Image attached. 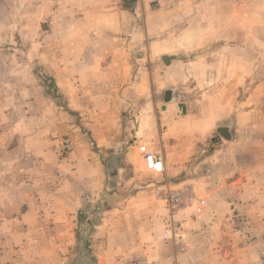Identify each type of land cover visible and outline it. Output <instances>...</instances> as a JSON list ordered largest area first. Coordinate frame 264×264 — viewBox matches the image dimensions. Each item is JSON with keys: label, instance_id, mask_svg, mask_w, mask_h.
<instances>
[{"label": "crops", "instance_id": "0c3cea01", "mask_svg": "<svg viewBox=\"0 0 264 264\" xmlns=\"http://www.w3.org/2000/svg\"><path fill=\"white\" fill-rule=\"evenodd\" d=\"M128 1H28L32 6L27 10L35 18L40 19L43 10L52 17L49 64L40 48L34 57L45 63L66 107L59 115L42 116L45 88L40 84L31 98L20 96V86L18 98H9L13 84H4L0 93V106L17 109L13 115L0 114V125H5L0 132V250L18 256L6 258L4 253L0 264H259L254 260L264 249V141L254 132L260 131L256 125L261 121L249 109L251 99L235 102L239 86L249 82L244 53L234 54L232 47L205 50L194 59L177 57L166 63L163 56L172 51L163 30L170 26V14L189 11L191 3L148 12L154 0ZM26 3L0 0L5 12L0 16L1 43L11 39V26L25 27L20 12ZM13 10L18 13L11 18ZM204 26L203 19L200 29ZM201 30L194 41L185 35V50L210 42ZM20 37L25 40L23 30ZM4 51L2 59L15 55ZM235 59L241 60L236 67ZM8 76L2 83H9ZM190 78L195 88L189 90ZM157 93L164 97L158 99ZM234 117L236 129L256 143L251 146L231 132L234 139L220 154L227 168L242 172L240 179L214 187L210 200L217 205L210 212L186 210L175 216L181 219L187 243V252L175 254L170 240L162 238L172 219L166 204L148 190L123 193L126 187H142L141 146L161 152L168 172L179 171L183 167L174 164L172 156L176 151L185 154L178 150L185 136L200 138ZM27 119L33 126L25 129ZM42 119L46 129L40 126ZM59 148L66 152L65 159L59 157ZM122 170L134 172L124 184L115 174ZM100 196L107 197L110 206L87 229L91 242L84 246V232L75 231L78 216ZM24 252L30 255L22 259Z\"/></svg>", "mask_w": 264, "mask_h": 264}, {"label": "rangeland", "instance_id": "374dc122", "mask_svg": "<svg viewBox=\"0 0 264 264\" xmlns=\"http://www.w3.org/2000/svg\"><path fill=\"white\" fill-rule=\"evenodd\" d=\"M28 1L29 0H26V10L20 12V17L25 16V27L11 26V39L8 42H0V50H5L4 52H7L8 56H10V53L15 54L13 55L14 57L7 58L3 56V59L0 58V93L6 88L4 84H13L15 86L11 88L12 91L9 98H12L13 100L18 98L19 91L23 93V95H20L21 97L31 98L30 94H33L34 86L37 88L40 84L45 88L43 97L41 94V99L43 100L42 106L39 108L40 105L36 104L37 108H39L40 114H42V116L54 113L59 115V112L62 111L63 113L66 107V105L63 104L64 98L55 91L54 87L50 85L52 79L46 71L44 65L45 63H41L38 58L34 57V52L40 48L41 51L45 53L44 55L48 60L46 64H49L48 47L50 45V37L54 33L55 28L51 27L50 20L52 17L50 16V13L43 10L42 15H40V19L35 18L34 12L32 10H27L32 6ZM132 1L136 0L128 1V4ZM10 2L16 3V0H10ZM41 3H43V1ZM186 3H191L189 11H187V9H183L178 10V12L174 15L170 14L168 18L170 26L168 28L165 27L163 30V33L166 36H169V45L172 51L169 54H176L179 57V60H190L197 57L201 51L205 52V50L225 51L226 48L227 50H230L232 47L234 54L241 55V53H244V61L248 62L250 68L249 82H245L244 85L239 86L238 91L235 93V99L237 98L235 102L239 103L247 98L251 99L249 109H254L258 116V120L261 121L256 125L260 130L258 132L254 131V124L251 123L252 131L261 134L264 141V0H154L150 4L149 8L151 9L148 10V12H157L160 8H167L169 5H171L172 8L180 7L184 6ZM46 6H48V3ZM1 13L5 14V12L0 10V16ZM17 13V10L10 11L11 18L12 16L17 17ZM143 15L144 12L140 9V18H142ZM203 19L207 21V26L202 28L207 36L205 39L211 38L210 42L202 48L195 47L185 50V35L187 34L190 39H193V41L198 37L200 39L202 35L200 27ZM22 30L25 35L24 41L20 37ZM203 30L201 31L203 32ZM18 35L19 40L17 38ZM195 45H197V43ZM18 60H20V70H18L19 68L17 67ZM240 61L241 60L235 59V67ZM23 63L25 67L24 70L21 69V64L23 66ZM8 70L11 72V76H8ZM7 76L10 79L9 83H2V80L6 79ZM190 80L191 83L188 81L187 84L189 90L195 88L191 78ZM191 85L193 86L191 87ZM18 86L21 87V90L19 88V91H16ZM175 89L176 88L171 87L172 91ZM195 90H199V87L188 92L195 93ZM37 97L40 98V96ZM37 97L34 96L33 100ZM163 97L164 93H157L158 99H162ZM50 100L52 101V104L49 103ZM3 103L4 102L0 101V104ZM13 110L17 112V109L14 107L0 106V114L7 111L10 115H13L15 114L12 112ZM26 112L27 108L25 109V113ZM24 125L25 129H27L30 126H33V123L27 119ZM237 125L238 123L236 117H234L231 121L212 128V130L207 134L202 132V134L199 135L201 136L200 138H196L192 135L185 136V139L182 141L178 149L185 151V154L182 152L178 155V152L176 151L175 155L172 156L174 164L180 163V166H182L183 169H180L179 171L170 170L168 172L165 167L164 172L157 173L149 170L145 161V174H143V176L139 175V183L142 187L130 189L126 187L127 189L125 188L126 191H123V193H130L131 191L133 192L137 189L148 190L156 201L163 202L168 207V204L165 201L156 197L155 191L157 187L170 185L172 188H179L183 185H193L196 192L207 199L206 209L203 212H197L194 207H188L179 210L176 215H178L181 211L186 210H192L198 214L210 212L212 205H217L216 203L212 204L210 200L212 194L211 191L214 187L216 185L226 187L231 181L233 182V180H239L240 174H242V172L236 169L233 170L234 166L231 165L227 168V166L223 163L226 161L225 159H222L223 157L220 154V151L223 150L225 146L229 145V142L234 138H225L218 128L226 127L230 133L233 132L235 134V138L239 137L238 140L243 139L244 142L246 140L249 144L252 143L251 146L256 143V139L247 140V137L243 136L239 129H236ZM247 125L249 124L247 123ZM40 126L41 128L43 127V129H46L47 123H45L44 119L41 120ZM3 127H5V125L1 123L0 132ZM160 129L162 132L167 131V127L165 130L164 128ZM255 130H257V128H255ZM184 141L185 143H183ZM263 141L262 139H259L258 143L263 144ZM59 146L61 147L62 145L59 144ZM59 153V157L61 159H65L66 152H64L63 148H59ZM159 154L162 153L160 152ZM174 167L176 168L177 166L175 165ZM1 173L2 172L0 171V175ZM133 173L134 172L130 170L115 172V174L122 178L123 184L125 181L127 182V180L130 179L129 176L133 175ZM109 206V200H107V197L105 196L92 198V202L88 203L83 208L82 214H79V221L76 224L75 231L80 234L84 232L82 238L84 239V246L85 244H89V242H91L90 231L87 229L93 227L94 224L96 225L97 222L104 217V214ZM218 206H220V204H218ZM168 209L170 210L169 207ZM219 209L222 211L224 210L223 208ZM172 216L173 215L171 213V218ZM171 220L168 229L163 232L162 238L164 240H170L175 254L185 253L187 252V243L184 237L181 219L175 217V220L179 222L176 234L183 237L186 246L184 251H178L176 245L174 244L172 239L173 233L171 232ZM85 232L87 233L85 234ZM33 252L34 251H32V253ZM4 253H7L6 258H18L17 254L13 256L14 252H2V250H0L1 259H3L2 255ZM26 255L29 256L30 252H27ZM26 255L24 252V254H21L19 257L23 259ZM31 255L33 256V254ZM65 256L66 253L62 255V258ZM74 258L79 257L76 256ZM29 259L30 258H27L25 260L27 261ZM32 259L33 258H31L30 261H32ZM9 261L10 260H8V262ZM254 262L264 264V249L257 253V257Z\"/></svg>", "mask_w": 264, "mask_h": 264}, {"label": "built area", "instance_id": "2783aa9c", "mask_svg": "<svg viewBox=\"0 0 264 264\" xmlns=\"http://www.w3.org/2000/svg\"><path fill=\"white\" fill-rule=\"evenodd\" d=\"M141 151L144 153L146 166L149 170L157 173H162L165 170V158L163 154L156 153L148 149V147L141 146ZM156 197L165 201L172 213L171 232L172 239L178 251L186 249L183 237L177 233L179 222L175 220V215L179 210L188 207H194L197 212H203L207 206V199L199 195L194 186L183 185L179 188H172L170 185L164 187H157L155 191ZM167 237V235L165 234Z\"/></svg>", "mask_w": 264, "mask_h": 264}, {"label": "water", "instance_id": "95a60500", "mask_svg": "<svg viewBox=\"0 0 264 264\" xmlns=\"http://www.w3.org/2000/svg\"><path fill=\"white\" fill-rule=\"evenodd\" d=\"M178 56L176 54H164L163 59L166 63H169L172 59L177 58ZM218 130L223 134V136L227 139L230 138V131L227 130L226 127H219Z\"/></svg>", "mask_w": 264, "mask_h": 264}, {"label": "trees", "instance_id": "16d2710c", "mask_svg": "<svg viewBox=\"0 0 264 264\" xmlns=\"http://www.w3.org/2000/svg\"><path fill=\"white\" fill-rule=\"evenodd\" d=\"M52 87H54L56 89V86H55V83L54 81L52 80L51 84H50Z\"/></svg>", "mask_w": 264, "mask_h": 264}]
</instances>
